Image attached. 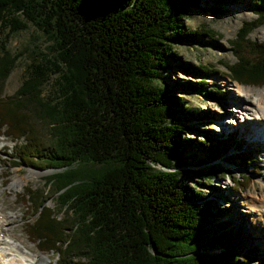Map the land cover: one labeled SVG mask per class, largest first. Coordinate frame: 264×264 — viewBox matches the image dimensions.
<instances>
[{
    "label": "trees",
    "instance_id": "obj_1",
    "mask_svg": "<svg viewBox=\"0 0 264 264\" xmlns=\"http://www.w3.org/2000/svg\"><path fill=\"white\" fill-rule=\"evenodd\" d=\"M230 1L214 0L208 10L218 14ZM246 1L254 17L227 40L235 60L222 65L238 84L264 85V38L249 36L264 25V0ZM199 3L0 0V132L12 141V165L49 168L40 186H23L18 198L33 216L23 229L41 251H52V264L251 262L253 256L241 258L225 244L232 230L218 217L227 209L218 211L184 176L188 161L203 163L193 172L211 185L229 173L222 161L247 165L251 154L238 149L237 133L218 137L206 129L200 139L180 138L192 127L172 115L186 112L164 85L151 81L167 59L181 64L176 40L200 42L198 32L216 34L208 27L185 31V12ZM29 25L50 44L29 53L21 82L5 93L7 74L25 51L12 52L10 33ZM188 67L203 77L174 82L173 90L189 86L224 98L205 79L216 69ZM185 146L202 156L195 160ZM249 176H232L234 186L249 183Z\"/></svg>",
    "mask_w": 264,
    "mask_h": 264
},
{
    "label": "rangeland",
    "instance_id": "obj_2",
    "mask_svg": "<svg viewBox=\"0 0 264 264\" xmlns=\"http://www.w3.org/2000/svg\"><path fill=\"white\" fill-rule=\"evenodd\" d=\"M213 1L200 0L197 7L192 6L187 9L182 25L185 27V31H199L201 27H208V29L214 30L216 34L210 37L207 34L198 32L195 37L199 41L200 39L204 41L203 43H200L202 41L176 40L173 50L179 55L180 59H178L182 61L181 64H178L177 60L167 59L166 65L160 66V76L153 78L151 81L159 87L164 85L166 94L174 95V99L178 102L177 105L181 104L186 112L180 116L177 112L172 115V118H176L179 123L190 124L192 127H187L184 132L180 133V138L190 136L200 139L203 136V130L206 129H210V134L218 137L219 135L225 137L230 132L237 133V139L240 140V143H243L238 149H245L251 154L253 162L247 165L241 164L237 167L230 164L228 160L222 161L224 166H228L223 171L229 173L215 176L211 185L193 172L203 163L195 165L194 162L188 161L187 166L191 171L184 176L189 180L191 186L197 183L195 185L196 190L200 188L203 194H208L207 198L211 200L210 204L216 207L218 211L227 209L224 216L219 215L220 217H218V219L226 220L227 227L232 230V233H230L233 238L225 241L227 247L239 251L241 258L245 253L250 254V257L253 256L251 262L246 260L243 264H264V239L261 237L264 228L260 222V220L264 222V214L259 216L257 205L252 208L247 206L252 198L259 202L264 201V150H262L264 144L259 139L260 142L255 140V133L251 131L250 121L251 118H258L261 115L251 100L260 98L261 93L264 92V85L238 84L227 76L225 67L222 65L223 60L229 62L235 60L227 40L236 34L243 21L253 18L254 15L250 12L246 0H232L228 4H221L222 11L213 14L208 10L213 5ZM249 36L256 40L264 38V25L260 24L258 27L253 28ZM48 44H50V41H47L38 28L33 25L10 33L7 45L12 52L19 51L22 48L25 51L16 60L14 68L7 74L3 88L5 93H12V90L21 82L24 67L29 60L27 58L29 53H36L37 48H42ZM202 63L216 69V73L207 78L205 77V79L208 87L217 86L223 91V99L217 96L215 98L206 97L203 93L199 94L192 91L189 86L173 90L174 82L186 83L189 80L195 82L201 79L203 76L193 73V69L188 65L195 66ZM238 92L246 93V95L241 96ZM237 94L244 101L241 104L233 101L240 98ZM242 105L246 107L243 108ZM196 112H198L199 117L196 116ZM187 147L188 149L186 146L184 147L185 152L190 157L196 160L199 156H202L199 152L193 155L191 148ZM13 149L9 135L0 132V210L3 215H12V218H9L11 219L10 223L3 231H6L7 236L10 235L12 240L14 239L17 246L27 247L26 250L32 251L37 258L42 254L44 255L42 257L47 256L42 264H52L55 257L52 251L45 250L46 253L43 252L44 250L41 251L23 229L26 218H32L33 216L30 215L29 210H31V207L28 206V203L22 202L18 198L23 186H40L41 182L44 181L43 174L49 168L39 169L24 163L11 165L10 159L12 158ZM234 151H237V149L229 150V152ZM229 154L231 153H228V156ZM241 171L250 174L249 183L240 184L236 188L232 176H240ZM16 179L21 182L17 187L11 188V183ZM47 201L53 204L52 200L47 199ZM221 247L220 245L216 249ZM35 264H39V261H36Z\"/></svg>",
    "mask_w": 264,
    "mask_h": 264
},
{
    "label": "bare ground",
    "instance_id": "obj_3",
    "mask_svg": "<svg viewBox=\"0 0 264 264\" xmlns=\"http://www.w3.org/2000/svg\"><path fill=\"white\" fill-rule=\"evenodd\" d=\"M238 93L241 96L246 95V93L245 94L240 93V92ZM241 96H239L240 98L234 99L233 101L236 103L239 102L241 104V102L243 101ZM251 102H253L256 109L261 113V115L258 117L259 119L257 117L255 118L253 117V119L251 118L250 120L251 125H252L251 131L255 133V135L253 134L255 136V140H257L258 142L261 141V143L264 144V122H263L264 121V92L261 93L260 98L255 99L253 101L251 100ZM242 106L243 108L246 107L244 105ZM262 150H264V147L262 148ZM19 182H21L19 179L14 180V182L11 183L10 187L11 188L17 187ZM256 205L257 207H259V216L264 214V201L259 202L258 200L252 198L247 203V206L249 208L255 207ZM10 217L12 218V215L10 216L6 214L3 215V212L0 210V264H35L36 261L37 262L39 261V264H42L47 256L42 257L44 256L42 254V256L37 258L36 256L33 255L32 251L26 250L27 247L17 246L16 243L14 242V239L12 240L10 235L7 236L6 231H3L4 228H6V226L10 223V220H11L9 219ZM258 219L260 220V218ZM260 222L264 228V222H262L261 220ZM261 237L264 239V232L261 233Z\"/></svg>",
    "mask_w": 264,
    "mask_h": 264
}]
</instances>
